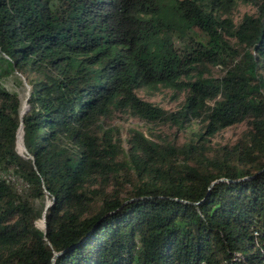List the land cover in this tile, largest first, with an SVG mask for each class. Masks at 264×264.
<instances>
[{
	"label": "trees",
	"instance_id": "16d2710c",
	"mask_svg": "<svg viewBox=\"0 0 264 264\" xmlns=\"http://www.w3.org/2000/svg\"><path fill=\"white\" fill-rule=\"evenodd\" d=\"M15 71L31 91L0 81V264H264V0H0ZM159 86L181 105L138 94ZM124 114L201 126L125 139Z\"/></svg>",
	"mask_w": 264,
	"mask_h": 264
},
{
	"label": "rangeland",
	"instance_id": "374dc122",
	"mask_svg": "<svg viewBox=\"0 0 264 264\" xmlns=\"http://www.w3.org/2000/svg\"><path fill=\"white\" fill-rule=\"evenodd\" d=\"M247 12L255 13L257 12V8L253 4L242 2L235 8L234 17L236 20H239L241 19L243 14ZM214 71L219 72V68L217 67L214 68ZM15 74H17L18 77L15 75H10V76L0 78V81L5 86H7L9 89L20 91L23 97V101H24L25 95L28 94L30 84L28 83V81L23 75H21L20 73L16 71H15ZM20 81L22 83H20ZM138 94L148 100H151L155 103H158L164 106L165 108L172 109V110H175L176 108H178L184 99L183 94H175L172 88L166 87V86L139 88ZM27 106L28 108L26 109V111L29 109L28 103H27ZM112 123L120 127L122 135L125 139L129 136V132L131 128H137L151 136H154L156 134L169 135L170 138L176 139L179 142H184L186 140H189L191 137L195 136L194 134L195 131L198 130L201 126L200 121H195L191 127L187 129H179L176 126L149 123L138 117L129 116L126 114L118 115L112 120ZM246 126H247L246 122H241V123H237L235 125H232V126H229L223 129L215 136L210 137L211 144L215 145L217 144V142L218 143H233L240 136V134L246 128ZM25 151H26V148H25ZM25 151L23 152L21 151V153L25 154ZM211 151H212V156L215 157L212 148H211ZM244 178H246V176L240 178L238 181L243 180ZM49 201L50 200H48V202ZM41 219H44V217L39 218L37 220V223L39 226H44L45 220H44V225H42L40 224Z\"/></svg>",
	"mask_w": 264,
	"mask_h": 264
},
{
	"label": "water",
	"instance_id": "95a60500",
	"mask_svg": "<svg viewBox=\"0 0 264 264\" xmlns=\"http://www.w3.org/2000/svg\"><path fill=\"white\" fill-rule=\"evenodd\" d=\"M30 91H31V85L29 86V91H28V94H27L26 100H28V97H29V95H30ZM29 107H30V106H29ZM25 111H26V110H22V114H24ZM21 126H23V125H21ZM23 132H24V130H23ZM19 152H21V151H19ZM252 176H253V175H252ZM248 177H250V176H246V178H248ZM225 179H227L225 176L219 177V178L215 179L214 181H212V183L210 184V186L214 185V184H215L216 182H218V181L225 180ZM230 180H232V179H230ZM185 201H188V200H185ZM188 202H191V201H188ZM196 203H200V202H196ZM50 204H51V202L49 201L48 204H47V206H46V208H47ZM44 220H45V217H44ZM61 251H62V250L55 251L54 256H53L52 264H55V259H56L57 256H59V254L61 253Z\"/></svg>",
	"mask_w": 264,
	"mask_h": 264
},
{
	"label": "bare ground",
	"instance_id": "6f19581e",
	"mask_svg": "<svg viewBox=\"0 0 264 264\" xmlns=\"http://www.w3.org/2000/svg\"><path fill=\"white\" fill-rule=\"evenodd\" d=\"M23 103H24V101H23ZM21 128H23V126H21L20 129H21ZM20 129H19V130H20ZM23 130H24V129H23Z\"/></svg>",
	"mask_w": 264,
	"mask_h": 264
}]
</instances>
